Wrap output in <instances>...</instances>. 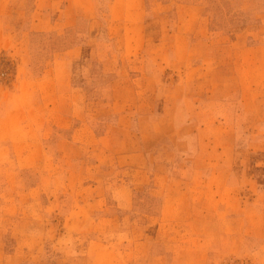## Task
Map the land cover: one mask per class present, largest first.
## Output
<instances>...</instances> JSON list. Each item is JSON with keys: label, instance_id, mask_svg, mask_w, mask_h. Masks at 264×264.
<instances>
[{"label": "rangeland", "instance_id": "374dc122", "mask_svg": "<svg viewBox=\"0 0 264 264\" xmlns=\"http://www.w3.org/2000/svg\"><path fill=\"white\" fill-rule=\"evenodd\" d=\"M0 264H264V0H0Z\"/></svg>", "mask_w": 264, "mask_h": 264}]
</instances>
